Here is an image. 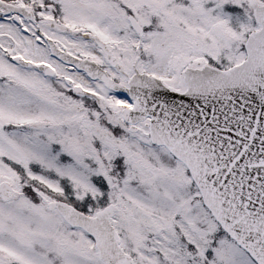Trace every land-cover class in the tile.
<instances>
[{
    "label": "snow or ice",
    "instance_id": "snow-or-ice-1",
    "mask_svg": "<svg viewBox=\"0 0 264 264\" xmlns=\"http://www.w3.org/2000/svg\"><path fill=\"white\" fill-rule=\"evenodd\" d=\"M0 264H264V0H0Z\"/></svg>",
    "mask_w": 264,
    "mask_h": 264
}]
</instances>
